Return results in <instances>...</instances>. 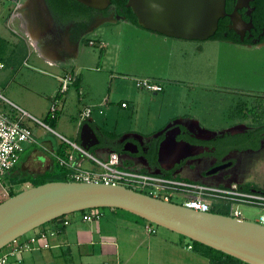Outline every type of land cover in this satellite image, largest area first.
Wrapping results in <instances>:
<instances>
[{"label":"rangeland","instance_id":"374dc122","mask_svg":"<svg viewBox=\"0 0 264 264\" xmlns=\"http://www.w3.org/2000/svg\"><path fill=\"white\" fill-rule=\"evenodd\" d=\"M35 5V0H0V48L4 61L7 63V68L0 74V91L19 108L30 113L33 117L45 121L46 113L49 112L55 99L51 96L58 86L55 75L61 76L62 73L61 70L49 66L39 55L44 54L42 48L47 51L52 49L53 42L60 40V36L51 26L41 21L42 18H39L40 13L36 8L31 12ZM111 24L113 23L107 24L105 28L108 27V29L104 28L100 33L103 35L107 33L110 36L113 34V29H125L127 30L126 40L124 39L122 42L124 45L115 48L113 41H109L108 59L103 69L98 72L96 68L100 64L103 65L104 52L100 47H96V40H93L95 45H91V41L88 44L85 41L81 46L82 57L78 62L85 71L90 70L91 77L100 80L99 87H102L106 81L109 84L110 73L115 78L121 79L117 84V92H114L113 95L120 107V101L125 99L129 101L135 99L137 102L139 112L133 120L124 118L125 115L122 114H126L125 112H117L114 120L119 122L118 127L122 130L124 127H128L126 130H137L143 136H148L150 134L147 132L148 125H151V130H159L168 118L191 111L194 116L200 118L204 126L209 127L213 132H219L240 121L241 105L249 93L264 92V47L261 49L239 48L210 40L199 41L200 44L197 45L203 44V51L200 49L196 53L194 48L193 56L184 59L183 73L184 78H187L184 80L189 81L187 82L189 87H186L183 92L188 101L184 103L191 109L182 107L170 93L154 96L153 93L137 85V80L152 78L155 74L152 72L155 68L150 64L152 56L147 52L148 48L142 41L136 42L130 39L131 33L127 28ZM88 34L86 36L88 40L95 39L99 35L98 32ZM100 43L106 44L104 41ZM32 44L38 45L41 50H32ZM101 47L105 46L101 44ZM4 81L7 83L10 81V85L3 91ZM167 88L168 86L166 91H168ZM104 92L107 93L105 89ZM179 93L182 92H178L176 95ZM70 94L76 95V91L72 90ZM62 96L63 94H61ZM74 102L76 101L71 96L63 111L64 114L61 116L58 114L57 123L46 121V124L48 123L47 125L54 131L69 139L74 138L72 132L77 128V107ZM58 103L59 108L62 109V100ZM0 106L6 112H15L8 103H1ZM185 109L187 110L185 111ZM27 124L34 130L33 133L39 141V145L29 146L22 154L21 162H24L22 170L30 174H41L50 165H38L32 161L31 155L36 150L35 156L46 153L47 150L40 146L45 143L56 144L58 138L31 119L27 121ZM146 126L148 128H145ZM230 172L233 174L232 180H237L256 189H264V152L255 154L249 162H239ZM229 182L234 184L231 180ZM30 187L29 184L9 186L6 183L3 190H0V197L4 196V193L8 192L10 188L21 192ZM103 209L107 210V208ZM241 210L245 218L253 222L259 220L263 213L261 209L250 206H244ZM218 212L224 214L226 210L221 209ZM138 219L142 218L138 217ZM127 222L131 223V220ZM149 225H152L157 233L150 234L143 224L142 233L144 236H162L164 242L169 241L165 244L164 249L162 247L163 264H212L208 258L202 256L194 248L189 250L187 243L193 245V241L190 239L156 224L148 222L147 226ZM137 229H139L137 231L141 230V228ZM123 232L126 234L128 231ZM140 253L137 258L143 254ZM26 254L27 252L24 253V255ZM136 261L131 264H136ZM14 263L16 262L13 261L10 264ZM152 264H156V262Z\"/></svg>","mask_w":264,"mask_h":264},{"label":"crops","instance_id":"0c3cea01","mask_svg":"<svg viewBox=\"0 0 264 264\" xmlns=\"http://www.w3.org/2000/svg\"><path fill=\"white\" fill-rule=\"evenodd\" d=\"M110 23H113L111 25L119 27L123 26L122 28H127L131 33L130 39L136 42L142 41L148 48L147 52H149L152 56V60L150 59V64L155 68L152 72L155 74L152 78L147 79H150L163 87L162 92H148L153 93L154 96L170 93L171 96H173V98L179 102L182 107L188 108L187 104L184 103L188 100L183 95L186 87H189L187 86L189 85L187 83L189 81L184 80L187 79L186 77L184 78L183 73L184 59L185 57L193 56L194 48L196 49V53H198L200 49H204L202 47L203 44L199 46L197 45L200 44L199 41H187L169 38L164 35L148 31L142 27L135 26L124 19H117L116 21L109 20L94 27L91 30L93 32H89L92 34L98 32L99 35L95 39H79L75 41L69 37L63 42H59V40H57L53 42L52 49L47 51L43 50L42 48L44 54H41V56L39 55V57L48 63L49 66L61 70L62 73L61 76L59 74L55 75L58 86L51 98H55L58 95L61 89L60 79L66 75L65 72L76 76L75 83L72 84L69 90L63 94V97H61L63 108H60L58 113L59 116L64 114L63 111L65 110L70 97L73 96L74 100L76 101L74 103L77 107V128L74 132H72L74 138L67 139L84 148L82 146V143H84L83 128L85 125L89 124L93 128L97 139H89L87 144L91 148L89 151L85 148L84 149L92 153L95 157L105 160L109 157L110 153L114 151L122 155L123 163L127 167L140 169L151 166L153 168L158 167L159 170L157 172H162L161 175H178V177L181 178L201 182L202 179L199 174L200 169L199 171H190L188 168H183L180 170V173H172L173 169L175 168L170 171L162 169L161 164L165 166H171L172 163H175L176 160L183 155L184 148L181 146L174 144L173 147H170L169 152L166 153L164 157H162V155L160 156L159 154V143H153L151 152L147 155H142L139 149V139L148 142L154 141L158 136L165 133L174 124L178 123H185L186 126L191 128L200 127L206 132H211L209 127L202 124L199 117L194 116L191 111H188L185 112L186 114L168 118L164 126L159 130H151V125H148L149 128L147 126L145 127L149 129L147 131L150 133L148 136H143L137 130H126L128 127H124V130H122L118 127L119 122L114 120L117 112H125L126 114H122L125 115L124 118L127 120H133L139 112L137 102L135 99L134 101L130 100L131 102L128 99H125L120 101V107L118 105L119 102L115 101L113 95L114 92H117V84L121 79L115 78L114 75L110 73L109 84L106 81L102 87H99L98 85L100 84L98 82L100 80H95L90 76V70L85 71L84 68L80 66L81 64L78 61L82 57L81 46L85 41L88 44L90 41L96 40V47H100L102 52H104V56L102 57L103 65L100 64V66L96 68L98 72L103 69L108 59L110 50L109 41H113L115 48H120L124 45L122 42L124 39L126 40L125 34L127 30L113 29V34L110 36L107 33L105 34L106 36L100 33L102 30H104L105 26ZM105 29H108V27ZM88 35L89 34L86 36ZM101 41L106 43L104 44L105 47H101ZM32 45V50L36 51L40 49L38 45ZM2 85L4 87V91L5 89L9 88L10 81L9 83L4 81ZM167 86L168 91H166ZM104 89L107 91V93L104 92ZM72 90L76 91V95L70 94ZM178 92L182 93L176 95ZM124 103L127 104L126 107H123ZM86 108H91L93 111V119L90 122L81 121V113ZM188 109H191V107ZM186 110L187 109H185V111ZM48 116L49 112L46 113V120ZM122 122L124 123V121ZM142 126L143 125H141V127ZM32 131L34 132V130ZM126 141L130 142L129 144L133 149L130 150L129 148L123 147V144ZM35 145L39 144H34L30 147ZM42 145L43 146L40 147L47 150L48 152L46 151V153H42V155L35 156L34 153H36V150L32 153L31 158L33 162L40 166L50 165V167L45 171L49 170L56 161L52 155V152L56 153V151L62 146L64 147V154L73 150L68 143L62 142L59 138L57 139L56 144L45 143ZM134 145H137L138 148H136ZM75 154L77 158H80L79 152L75 151ZM19 163L21 165L20 170L23 172L22 165L24 162H21L20 160ZM180 164H176L175 167L179 166ZM86 167L91 169L96 168L94 163L91 161L86 162ZM231 182L247 185L232 179ZM100 209L103 216L99 221H84L83 212H77L64 216L63 218L61 217L62 219L51 221L50 223L40 227L39 229L57 230V234L50 237L49 239L50 248L27 252V254L23 255L19 261L16 259L13 260L16 262L14 264H131L138 258L139 259L136 261V264H152L153 262H156V264H163L162 258H164V254L162 252V247L164 249L165 244L169 243V241L165 239L166 242H164L162 236H144L142 233V229L144 227L143 224H145L147 228L148 221L138 219V216L129 214L127 211L120 209ZM105 217H107V219H105ZM64 220H68L69 225L59 226L58 224ZM128 220H131V223H128ZM136 227L141 228V230L137 231L139 229ZM125 230L128 231L126 234L123 232ZM27 237L28 236H26L23 240H25ZM187 246L189 247V250H193V248L190 249V246H193L191 243H187ZM140 252L143 254L137 258L138 254H141Z\"/></svg>","mask_w":264,"mask_h":264},{"label":"water","instance_id":"95a60500","mask_svg":"<svg viewBox=\"0 0 264 264\" xmlns=\"http://www.w3.org/2000/svg\"><path fill=\"white\" fill-rule=\"evenodd\" d=\"M78 1L96 10H105L112 3V0ZM226 5L227 0H128L127 3L144 29L187 41H209L227 15ZM115 19L123 17L110 20ZM83 129L82 146L89 151L87 141L97 136L89 124ZM168 134L160 146V156L164 157L174 144L195 148ZM190 156H180L171 166L161 164L162 169L170 171ZM98 208L127 211L246 264H264V225L260 223L197 211L122 185L68 181L31 187L0 204V250L51 221Z\"/></svg>","mask_w":264,"mask_h":264},{"label":"built area","instance_id":"2783aa9c","mask_svg":"<svg viewBox=\"0 0 264 264\" xmlns=\"http://www.w3.org/2000/svg\"><path fill=\"white\" fill-rule=\"evenodd\" d=\"M113 21H116V19ZM101 44L104 45V43ZM91 45H95V42L91 41ZM5 69L6 63L0 60V74ZM60 81L61 89L49 110L51 119H57L60 111L58 102L61 100V94H65L70 86L75 83L76 76L68 73L61 77ZM137 81V85L140 88L151 92L163 91L161 85L150 79H139ZM4 102L10 104L15 112H6L0 106V187L5 185V177L19 164L26 149L39 143L31 127L27 124V121L31 119L55 134L62 142L68 143L73 149L64 156L52 152L59 165L66 169L68 182L122 185L151 197L201 212L217 210V212L213 213L222 214L218 210L225 209L226 215L239 220H247L241 210L242 207H257L263 213L256 222L264 225V192L260 189L250 186L246 188L239 183L211 185L181 178L178 175H161L151 167L143 169L127 167L123 163L122 155L114 151L110 153L107 159H99L54 131L44 121L33 117L30 113L11 103L0 91V104ZM126 106L127 104L124 103L123 107ZM92 112L91 108H86L82 111V122L92 121ZM75 151L79 152L80 158H77ZM88 161L94 163L96 168H87L86 162ZM176 199L179 200L177 201ZM102 216L100 208L83 212V220L87 222L99 221ZM58 225L67 226L69 221L64 220ZM147 231L150 234L157 232L152 225L147 226ZM31 233L33 234H30L25 240L19 238L0 250V264H9L15 259L19 261L26 252L49 249V239L57 234V230L38 228ZM192 248L193 246H190V249Z\"/></svg>","mask_w":264,"mask_h":264},{"label":"flooded vegetation","instance_id":"af4514ba","mask_svg":"<svg viewBox=\"0 0 264 264\" xmlns=\"http://www.w3.org/2000/svg\"><path fill=\"white\" fill-rule=\"evenodd\" d=\"M112 3L107 8L112 11L110 15L104 16L99 12L90 19L60 17L52 7L53 0H35L36 5L32 7L31 12L34 8L38 10L41 21L59 34V42L69 37L76 41L85 40L86 35L102 22H107L112 17L117 18ZM226 13L227 15L220 20L211 41L239 48L261 49L264 47V0H227ZM239 118L238 123L219 132H206L200 127L186 126L185 123L174 124L154 141L139 139L140 153L149 154L153 143H159L161 146L169 132L170 136H174L178 141H185L195 146L193 150L184 148L183 155L192 156L182 161L172 173H180L183 168H188L190 171L200 169L201 182L211 185H228L230 184L228 180H231L233 176L230 170L239 162H249L255 154L264 152V92L256 91L247 95V99L241 105ZM129 143V141L124 142L123 147L131 150L133 148ZM151 168L156 172L159 170L158 167L151 166ZM262 191L264 192V189Z\"/></svg>","mask_w":264,"mask_h":264},{"label":"trees","instance_id":"16d2710c","mask_svg":"<svg viewBox=\"0 0 264 264\" xmlns=\"http://www.w3.org/2000/svg\"><path fill=\"white\" fill-rule=\"evenodd\" d=\"M112 2L116 16H121L124 20L132 23L133 25L142 27L139 25L137 17L132 9L127 7L128 0H112ZM52 7L56 10L57 14L60 17L65 19H74L78 17H86L87 19H90L94 14L99 12L103 13L104 16H108L112 12L110 11V9H107L105 11L93 9L80 3L78 0H53ZM1 51L2 49L0 48V60L4 62L5 59L2 56ZM57 120L58 118L51 119L48 116L46 121L50 123H56ZM63 151L64 147L62 146L56 151V154L64 156L65 154ZM20 166L21 165L19 163L9 173V175L5 177V184L7 183L9 186H23L29 184L31 187H37L50 182L68 181L66 169L61 167L57 160L49 170L41 174H30L28 172H22L20 170ZM4 186L0 187V190H3ZM244 186L246 188L249 187V185ZM19 193L20 191L16 192L13 188H10L8 192L4 193V196L0 197V204ZM213 212H217V210H213ZM224 214L226 215L227 213ZM193 248L202 256L208 258L212 264H246L239 259H236L221 251L215 250L198 242H193Z\"/></svg>","mask_w":264,"mask_h":264}]
</instances>
